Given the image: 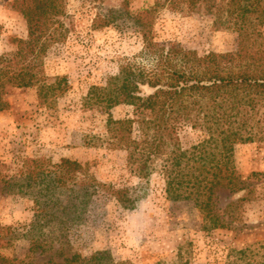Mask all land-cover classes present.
<instances>
[{"label":"trees","instance_id":"trees-1","mask_svg":"<svg viewBox=\"0 0 264 264\" xmlns=\"http://www.w3.org/2000/svg\"><path fill=\"white\" fill-rule=\"evenodd\" d=\"M19 1L28 35L15 39L16 48L0 55V112L9 106L6 96L11 88L36 87L42 106H51L67 90L66 78L49 83L45 74V59L62 25L59 0ZM200 1H214L208 12L216 25L237 34L235 51L200 55L174 41H157L153 17L158 9L142 10L130 19L143 40V62L125 60L105 86L90 89L86 108L132 107V116L107 120L110 149L124 152L127 168L140 179L158 172L171 200L194 202L204 229H231L241 220L240 205L246 198L230 202L224 214L217 210V198L221 190L247 188L236 173V146L264 142V0H170L168 6L180 11L186 3L196 6ZM187 128L201 137L184 148L181 133ZM0 182L4 190L33 200L34 219L25 236L31 253L49 256L46 264H124L108 251L86 259L63 256L67 233L87 219L103 187L80 162L26 158L10 174L0 173ZM108 190L123 209L135 207L138 198L129 187ZM17 239L15 230L0 225V264H17L4 254ZM54 243L60 248H53ZM260 245L264 249V242ZM252 251L237 253L251 264Z\"/></svg>","mask_w":264,"mask_h":264},{"label":"rangeland","instance_id":"rangeland-1","mask_svg":"<svg viewBox=\"0 0 264 264\" xmlns=\"http://www.w3.org/2000/svg\"><path fill=\"white\" fill-rule=\"evenodd\" d=\"M169 1L59 0L62 25L45 59V74L49 83L66 78L67 90L51 106L40 104L36 87L9 90V106L0 112V173L10 174L26 158L52 163L68 158L80 162L103 185L87 219L67 233L63 256L78 254L86 259L108 251L124 264H246L249 259L237 252L251 248V264H264L260 245L264 242V142L236 146V173L247 188L218 194L220 214L230 202L246 198L240 205L241 220L231 229L206 230L194 202L171 200L158 172L140 179L127 168L126 154L110 149L105 140L107 120L132 116V107L86 108L90 89L105 86L125 60L143 62V40L130 19L142 10L158 9L153 17L157 41H174L200 55L237 49V34L216 25L208 12L214 1L186 3L180 11L171 10ZM19 5V0H0V55L13 51L14 40L28 35ZM200 137L199 131L187 128L181 133L182 145L189 148ZM3 186L0 182V225L18 235L4 254L17 264H46L49 256L31 253L25 236L34 219L33 200ZM110 186L129 187L138 198L135 207L123 209L110 194ZM53 248L60 245L54 243Z\"/></svg>","mask_w":264,"mask_h":264}]
</instances>
